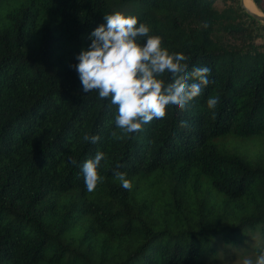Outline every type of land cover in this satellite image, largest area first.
Returning a JSON list of instances; mask_svg holds the SVG:
<instances>
[{"label":"trees","instance_id":"obj_1","mask_svg":"<svg viewBox=\"0 0 264 264\" xmlns=\"http://www.w3.org/2000/svg\"><path fill=\"white\" fill-rule=\"evenodd\" d=\"M253 2L264 13V0ZM115 11L147 23L189 71L211 69L186 108L170 105L132 134L71 67ZM262 33L240 0H0V264L255 259L264 250ZM98 151L104 179L88 192L82 165Z\"/></svg>","mask_w":264,"mask_h":264},{"label":"clouds","instance_id":"obj_2","mask_svg":"<svg viewBox=\"0 0 264 264\" xmlns=\"http://www.w3.org/2000/svg\"><path fill=\"white\" fill-rule=\"evenodd\" d=\"M103 19L105 23L90 33V45L77 55L78 64L71 67L78 73L84 93L96 92L99 99H109L116 106L114 121L121 133H137L154 119L165 118L170 105L186 108L212 83L210 68L193 67L189 71V58L183 53H170L162 46L163 38L151 34L150 26L138 22L137 17L115 11ZM140 38L145 42L140 43ZM165 73L170 75L171 82L161 78ZM218 103V97H209L207 107L215 109ZM186 126L182 121L181 127ZM112 136L123 138L115 131ZM99 139L96 135L83 136L85 142L93 144ZM104 159L105 154L98 151L82 165L88 192L103 182L98 168ZM71 163L75 165L76 161ZM114 175L123 188H131L126 173L116 171ZM243 264H264V250L255 259L245 258Z\"/></svg>","mask_w":264,"mask_h":264},{"label":"water","instance_id":"obj_3","mask_svg":"<svg viewBox=\"0 0 264 264\" xmlns=\"http://www.w3.org/2000/svg\"><path fill=\"white\" fill-rule=\"evenodd\" d=\"M247 0H240V7L241 9L247 14L249 15L252 19H254L255 21L259 22L260 25L264 26V13L261 12L255 5V3L253 2V0H251L256 8V12L250 11L246 5L245 2Z\"/></svg>","mask_w":264,"mask_h":264},{"label":"rangeland","instance_id":"obj_4","mask_svg":"<svg viewBox=\"0 0 264 264\" xmlns=\"http://www.w3.org/2000/svg\"><path fill=\"white\" fill-rule=\"evenodd\" d=\"M216 5L218 8H222L224 6V3L219 1ZM256 41L257 43L264 46V33H262V35Z\"/></svg>","mask_w":264,"mask_h":264},{"label":"bare ground","instance_id":"obj_5","mask_svg":"<svg viewBox=\"0 0 264 264\" xmlns=\"http://www.w3.org/2000/svg\"><path fill=\"white\" fill-rule=\"evenodd\" d=\"M245 5L250 11L256 12V8L251 0H247Z\"/></svg>","mask_w":264,"mask_h":264}]
</instances>
